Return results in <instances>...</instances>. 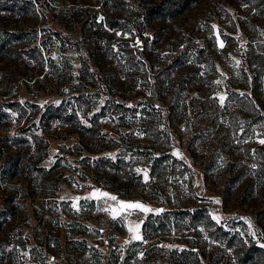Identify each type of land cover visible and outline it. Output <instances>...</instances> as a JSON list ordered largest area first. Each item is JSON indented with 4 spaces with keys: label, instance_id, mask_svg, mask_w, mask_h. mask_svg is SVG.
<instances>
[{
    "label": "rangeland",
    "instance_id": "rangeland-1",
    "mask_svg": "<svg viewBox=\"0 0 264 264\" xmlns=\"http://www.w3.org/2000/svg\"><path fill=\"white\" fill-rule=\"evenodd\" d=\"M164 1L0 0V264L264 257V0Z\"/></svg>",
    "mask_w": 264,
    "mask_h": 264
},
{
    "label": "snow or ice",
    "instance_id": "snow-or-ice-1",
    "mask_svg": "<svg viewBox=\"0 0 264 264\" xmlns=\"http://www.w3.org/2000/svg\"><path fill=\"white\" fill-rule=\"evenodd\" d=\"M215 27V26H213ZM221 47H223V43H221L220 45ZM239 62H237L238 64ZM217 83H219V81H217ZM224 102V97H220V103L223 104ZM261 144H264V139H262L260 141ZM177 155H179V153H177ZM145 179H147V176L145 175ZM93 195H98L96 193H94ZM100 195H103L105 197H107V194H100ZM109 199L111 200H116L115 197H108ZM218 202V201H217ZM120 209H133V210H140V211H143V212H147V211H150L148 208H146L143 204H139V203H120L119 205ZM131 214V213H129ZM130 231H133V229H129ZM135 231V235H134V239L136 240H140L141 237L140 235L138 234L139 233V227L137 226V228L134 230Z\"/></svg>",
    "mask_w": 264,
    "mask_h": 264
},
{
    "label": "trees",
    "instance_id": "trees-1",
    "mask_svg": "<svg viewBox=\"0 0 264 264\" xmlns=\"http://www.w3.org/2000/svg\"><path fill=\"white\" fill-rule=\"evenodd\" d=\"M166 1H164L163 0V2L162 3H165ZM160 5V3L157 5V6H155L154 8H156V7H158L155 11L156 12H158V11H162V13L164 12L165 14H170V15H174L173 14V11L171 10V8H169V5L167 4L166 5V3L165 4H163V5H161V6H159ZM198 211H196V213H197ZM245 256L243 257V263L244 264H247V263H249V264H264V257L263 256H259L258 258H254L253 259V256H251V254L250 253H248V252H245V254H244ZM262 257V258H261Z\"/></svg>",
    "mask_w": 264,
    "mask_h": 264
}]
</instances>
